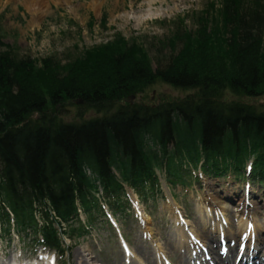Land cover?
I'll list each match as a JSON object with an SVG mask.
<instances>
[{"label": "trees", "instance_id": "obj_1", "mask_svg": "<svg viewBox=\"0 0 264 264\" xmlns=\"http://www.w3.org/2000/svg\"><path fill=\"white\" fill-rule=\"evenodd\" d=\"M190 15L193 27L178 18L169 61L155 68L143 44L120 33L62 63L19 57L0 27L4 235L64 258L65 238H85L100 221L113 230L106 212L128 213L129 190L153 201L160 175L172 188L193 170L246 173L264 185V109L241 100L264 97V0H209ZM157 83L193 94L157 106L129 101ZM77 102V119L63 121ZM90 110L100 116L84 118Z\"/></svg>", "mask_w": 264, "mask_h": 264}, {"label": "rangeland", "instance_id": "obj_2", "mask_svg": "<svg viewBox=\"0 0 264 264\" xmlns=\"http://www.w3.org/2000/svg\"><path fill=\"white\" fill-rule=\"evenodd\" d=\"M150 1L153 2L151 6ZM207 1L101 0L99 9L95 10L88 5L89 0H70L67 3L47 0L45 14L32 21L24 0H0V27L5 35L2 40L4 44L13 47L19 57L54 56L66 63L73 60L81 49L105 43L115 33H120L128 40L138 39L155 68L158 63L164 65L169 61L170 48L166 41L175 31L178 18L184 17L187 27L192 28L190 14L200 10ZM103 16L106 18V29L100 25ZM90 18L94 19L92 28L88 25ZM190 94L193 91L157 83L148 88L143 96L134 97L132 102L142 101L157 106ZM241 100L255 105L259 110L264 109V97ZM76 104L78 102L65 107L66 110L61 114L63 121L77 119ZM98 116L90 110L86 111L84 118ZM195 175L186 186L173 188L160 175L161 193L153 201L142 202L134 193L129 192L131 207L125 215H114L115 230L107 229L100 221L85 238L76 242L65 238V244L71 249L64 258L42 248H35L31 238L20 239L13 230L10 231L11 238L0 231V261H12L8 264H33V260L39 263L45 256L51 258L50 264H130V261L131 264H148L136 253L135 245L139 242L157 259V264H181L178 261L182 255L179 238L185 240V237L191 236L193 240L196 236L200 240L203 232H211L217 240V234L214 233L216 222L223 232L226 230L230 233H237L247 223V235L257 225L259 237L264 239V185H258L246 173L240 179L230 176L207 178L199 175L198 171H195ZM215 194L225 202L224 207H219L216 201L210 205L208 202L203 203L204 198L209 201ZM242 197L251 198L246 199L248 209L252 210L254 203L257 204L255 215L247 219V222L249 210L246 209L242 214L237 207H240L238 201ZM118 226L120 231L117 230ZM167 237L175 243L173 252L166 249ZM33 253L36 254L33 256Z\"/></svg>", "mask_w": 264, "mask_h": 264}, {"label": "bare ground", "instance_id": "obj_3", "mask_svg": "<svg viewBox=\"0 0 264 264\" xmlns=\"http://www.w3.org/2000/svg\"><path fill=\"white\" fill-rule=\"evenodd\" d=\"M58 2L61 3H67L70 0H57ZM25 7L28 11V13L31 16L32 21L38 16H43L47 10V0H24ZM151 4H153L152 1H150ZM88 5L93 7L95 10L99 9V6L101 5V0H89ZM137 23L139 22L136 20ZM244 198V199H243ZM243 199V200H242ZM241 200L238 201L240 203L237 206L238 209L240 208V211L242 214H244V211L247 209L248 214L246 215V222L247 219H251L252 215H255L256 213V202L254 203V208L248 209L246 207V199H251V198H246L242 197ZM216 201L219 207H224L225 202L222 200V198L217 194L213 195V197H210L209 201L207 199H203V203L208 202L209 205L211 202ZM202 203V202H201ZM205 205V204H204ZM207 208V207H206ZM251 210V211H250ZM205 211V210H204ZM206 216V215H205ZM229 222L231 221L229 217L226 215L225 216ZM199 218V217H198ZM215 216H213V219ZM231 218V217H230ZM216 219V218H215ZM216 222V221H215ZM215 225L214 233L217 234V240L215 239V236L213 233L209 232H203L202 236L198 238H195L196 241H199L202 243V248H196L194 247L195 242L191 239V237H185V240L183 237L179 238L181 239V244L179 249L182 250V255L179 257V262L181 264H264V239L259 237V228L257 229V225L255 226L256 228L253 230H250V234L247 235V223H245V227L237 230V233H230L229 231L224 230L218 226V222ZM147 229H149L147 227ZM254 231V232H253ZM258 233V234H257ZM256 234V235H255ZM182 235V233H180ZM243 237V240H242ZM212 242L209 243L210 240ZM222 240L225 242L222 244ZM208 242V244H207ZM218 242V245H217ZM243 243V248H241V244ZM175 243L170 239V237H167L165 239V245L167 250H173L175 249L174 246ZM221 245L224 246V249L221 250ZM239 245V246H238ZM238 246V250H237ZM263 248H260L262 247ZM260 248V250H259ZM135 250L138 256H140L141 260H145L146 263L148 264H157L158 261L157 259L151 254L149 250L144 248L141 244L136 243L135 245ZM237 250V251H236ZM200 253L198 262H193L190 256L193 253ZM192 252V253H191ZM261 254V256H259ZM40 260H44V264H50L51 259L49 257H43ZM168 260V259H167ZM176 261V260H175ZM12 261H9L10 263ZM5 263L4 261H0V264H8ZM131 264V261L129 262Z\"/></svg>", "mask_w": 264, "mask_h": 264}, {"label": "water", "instance_id": "obj_4", "mask_svg": "<svg viewBox=\"0 0 264 264\" xmlns=\"http://www.w3.org/2000/svg\"><path fill=\"white\" fill-rule=\"evenodd\" d=\"M134 99V96H131L129 101L132 103V100Z\"/></svg>", "mask_w": 264, "mask_h": 264}, {"label": "built area", "instance_id": "obj_5", "mask_svg": "<svg viewBox=\"0 0 264 264\" xmlns=\"http://www.w3.org/2000/svg\"><path fill=\"white\" fill-rule=\"evenodd\" d=\"M86 173L88 174V175H91V173H90V171L87 169L86 170Z\"/></svg>", "mask_w": 264, "mask_h": 264}, {"label": "snow or ice", "instance_id": "obj_6", "mask_svg": "<svg viewBox=\"0 0 264 264\" xmlns=\"http://www.w3.org/2000/svg\"><path fill=\"white\" fill-rule=\"evenodd\" d=\"M249 227H251V226H249ZM242 240H243V237H242ZM241 248H243V243L241 244Z\"/></svg>", "mask_w": 264, "mask_h": 264}]
</instances>
